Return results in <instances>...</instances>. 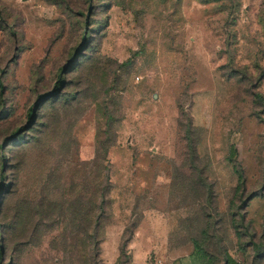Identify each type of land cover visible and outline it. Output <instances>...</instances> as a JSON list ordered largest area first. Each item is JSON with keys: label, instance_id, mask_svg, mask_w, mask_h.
I'll return each instance as SVG.
<instances>
[{"label": "rangeland", "instance_id": "rangeland-1", "mask_svg": "<svg viewBox=\"0 0 264 264\" xmlns=\"http://www.w3.org/2000/svg\"><path fill=\"white\" fill-rule=\"evenodd\" d=\"M0 186V264H264V0H0Z\"/></svg>", "mask_w": 264, "mask_h": 264}, {"label": "trees", "instance_id": "trees-1", "mask_svg": "<svg viewBox=\"0 0 264 264\" xmlns=\"http://www.w3.org/2000/svg\"><path fill=\"white\" fill-rule=\"evenodd\" d=\"M259 99H262V98H260V96H259ZM191 148V150L195 153V146H192V147H190ZM230 157H236V152H235V150L234 149H232L231 150V156ZM235 172L238 174V189H239V187H243V186H245V176H244V173L242 172V171H239V170H237L236 168H235ZM0 187H2V186H0ZM0 259H1V251H0ZM227 261L230 263V264H236L233 260H231L230 258H227Z\"/></svg>", "mask_w": 264, "mask_h": 264}, {"label": "water", "instance_id": "water-1", "mask_svg": "<svg viewBox=\"0 0 264 264\" xmlns=\"http://www.w3.org/2000/svg\"><path fill=\"white\" fill-rule=\"evenodd\" d=\"M154 98L156 99V98H157V96H154Z\"/></svg>", "mask_w": 264, "mask_h": 264}]
</instances>
